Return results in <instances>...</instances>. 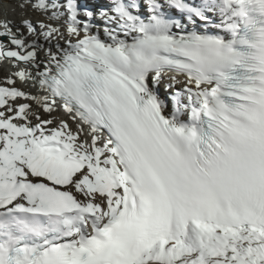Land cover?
Wrapping results in <instances>:
<instances>
[{
  "label": "snow or ice",
  "instance_id": "snow-or-ice-1",
  "mask_svg": "<svg viewBox=\"0 0 264 264\" xmlns=\"http://www.w3.org/2000/svg\"><path fill=\"white\" fill-rule=\"evenodd\" d=\"M17 8L0 264H264V0Z\"/></svg>",
  "mask_w": 264,
  "mask_h": 264
},
{
  "label": "bare ground",
  "instance_id": "bare-ground-1",
  "mask_svg": "<svg viewBox=\"0 0 264 264\" xmlns=\"http://www.w3.org/2000/svg\"><path fill=\"white\" fill-rule=\"evenodd\" d=\"M85 2H88V0H85ZM19 3V0H2L0 2V16L1 18L5 19L8 18L15 23L19 24L21 20V14L19 9L17 8V4ZM89 3V2H88ZM5 13H7V17H5ZM38 17L36 15L32 16L33 20H36ZM0 80H3V72L0 71ZM23 87V85L21 86ZM33 92L36 91V89H31ZM71 123V121H70ZM75 127V125H73Z\"/></svg>",
  "mask_w": 264,
  "mask_h": 264
}]
</instances>
